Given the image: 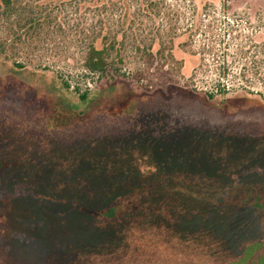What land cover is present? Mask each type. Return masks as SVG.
<instances>
[{
	"label": "rangeland",
	"instance_id": "obj_1",
	"mask_svg": "<svg viewBox=\"0 0 264 264\" xmlns=\"http://www.w3.org/2000/svg\"><path fill=\"white\" fill-rule=\"evenodd\" d=\"M100 32L126 76L84 72ZM260 76L264 0H0V264H264Z\"/></svg>",
	"mask_w": 264,
	"mask_h": 264
},
{
	"label": "trees",
	"instance_id": "obj_2",
	"mask_svg": "<svg viewBox=\"0 0 264 264\" xmlns=\"http://www.w3.org/2000/svg\"><path fill=\"white\" fill-rule=\"evenodd\" d=\"M2 2L8 4L10 0H1ZM98 34V35H97ZM94 38L88 43L83 49V59H82V68L84 72H87L89 75H97L98 77H106L109 79H113L116 76H126L123 67L120 65L123 62V55L124 52L127 50L128 47L134 48L138 51H141L140 47L137 45L130 46L129 42H124L122 39H118V37L114 34H110L108 32H104L103 34L100 32L97 33ZM161 45V44H159ZM145 51L147 53L153 54L152 45L146 47ZM161 52L159 48L157 53ZM227 61H225V64ZM223 68V67H222ZM257 73V72H256ZM244 74V73H243ZM224 72L220 71L217 78V90L216 91H206L204 92L205 95L210 99L215 95H223L228 91L226 84L223 83L222 77L225 76ZM261 78L264 83V76L258 77ZM65 87H69V82L67 80L62 81ZM75 91L78 92V87H75ZM88 94V89H85L81 93H79V97L82 100H85ZM159 167V166H158ZM125 172V171H124ZM123 172V173H124ZM126 173V172H125ZM124 173V174H125ZM132 173L136 179H139L140 184L143 186L140 190H130L128 193H122L119 196V199L122 200V208L121 211L126 209H136L139 203H142L144 200H147L146 194L149 195V192H154L155 187L161 182L160 180V173L158 175H148L144 172H130ZM233 187L237 188L239 183L233 182ZM143 191H147L143 193ZM151 194V193H150ZM96 198V197H95ZM118 199V198H116ZM116 199L110 200L112 203H116ZM124 200V201H123ZM100 202H93L91 204V212L94 211L97 213V210L100 212L102 211V207L99 206ZM109 206L107 203L105 207ZM104 207V206H103ZM110 207V206H109ZM108 207V208H109ZM107 208V209H108ZM148 210H152L153 206L147 204L146 207Z\"/></svg>",
	"mask_w": 264,
	"mask_h": 264
},
{
	"label": "flooded vegetation",
	"instance_id": "obj_3",
	"mask_svg": "<svg viewBox=\"0 0 264 264\" xmlns=\"http://www.w3.org/2000/svg\"><path fill=\"white\" fill-rule=\"evenodd\" d=\"M34 187V186H33Z\"/></svg>",
	"mask_w": 264,
	"mask_h": 264
}]
</instances>
